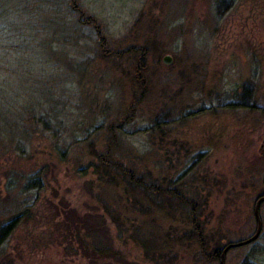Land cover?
I'll return each instance as SVG.
<instances>
[{
	"label": "rangeland",
	"instance_id": "rangeland-1",
	"mask_svg": "<svg viewBox=\"0 0 264 264\" xmlns=\"http://www.w3.org/2000/svg\"><path fill=\"white\" fill-rule=\"evenodd\" d=\"M126 49L134 62L102 60ZM22 95L32 126L22 123ZM261 142L264 0H0V264H154L130 236L189 229L174 202L136 211L140 196L96 169L106 147L137 176L161 179L179 163L196 185L220 183L202 227L227 241L229 180L245 165L264 171ZM32 176L39 181L23 188ZM61 205L73 221L55 215ZM101 216L110 252L98 257L83 228ZM252 253L236 264H264V250Z\"/></svg>",
	"mask_w": 264,
	"mask_h": 264
},
{
	"label": "trees",
	"instance_id": "trees-1",
	"mask_svg": "<svg viewBox=\"0 0 264 264\" xmlns=\"http://www.w3.org/2000/svg\"><path fill=\"white\" fill-rule=\"evenodd\" d=\"M104 57L106 58L102 60L110 63L112 62L116 66H120V64L122 65V62H134L136 58L135 55L132 57L129 55L128 49L121 52L114 51L104 53ZM32 62V57L28 58V66L26 67L25 65L27 69L22 70L28 74L26 80H23V82L26 83V87L31 85L29 83L31 81L29 77L31 69L28 67ZM137 63L140 64V61H137ZM137 81L142 85V81ZM140 94L142 96V94H144V90H141ZM25 98L26 97L22 95V110H28V113L26 118H22V123H28L32 126V124L36 123V120L34 119V111L33 107L27 109V106H29L30 103H27V99L25 100ZM29 114H32L33 116H29ZM158 117L155 119V123H151L153 129L156 127L159 128L160 125L164 123V121L162 119L159 120ZM24 136H27L26 133ZM24 138L27 139V137ZM113 141L114 136L110 135L108 138L109 147L114 144ZM23 152L24 147L22 145V153ZM167 154L172 156V153H169L168 151H166V155ZM100 156L98 157L99 164L96 167V169L99 170L98 173L100 172L101 174L102 172L103 175H106L110 181H115V183L120 182L126 194L137 193L140 196L139 198L132 197V205L136 211H139L140 213H148L152 209L158 210L166 208V206L170 207V203L174 202L175 205L182 208L183 213L186 214L185 217L189 229L169 228L164 230L159 226H154L151 228L152 232L149 237L140 239L135 235L130 236V238L137 242L142 248L146 262L166 264L169 260L172 261L173 257L183 256L184 254L191 256L207 254L211 256L217 252L220 245H215L211 242L212 238L209 237V232L206 234L204 233L205 229L203 227L205 223L202 218L204 217V209L207 205L209 194L212 192L214 187L219 186L220 183H212L209 182L207 178H203L199 182L200 185H196V179L192 173L193 170L189 167L187 169L183 168L182 170L181 164L179 163H176L177 165H175V163L172 165L170 164L167 170L168 172L171 170L173 172L166 173L161 179H152L148 173H141V175L137 176L133 167L124 168L123 165H120V163L114 160V157H112V150L110 148L106 147L105 152ZM179 160H181V158H179L178 161ZM169 163L170 162H168V164ZM176 167L182 170L180 174L178 173L179 170ZM36 181H39L38 176L26 177V183L23 188H26L30 183ZM61 207H63V205H61ZM62 211L67 210L64 208L61 210V213H58L57 210L55 215H64L63 220H65V222L73 221L74 216H72L73 213L71 211ZM22 214H24L25 219L29 216L27 209H24ZM62 227H64V230L71 232L70 226L65 224V226ZM74 229V231L77 230V228ZM83 229L85 232V239L90 238L92 244L91 246L94 247L93 255L98 257L107 256L110 249L108 247L109 238L105 219L102 216L94 218L92 226H85ZM120 236L121 235H118V237ZM81 244H84L83 240Z\"/></svg>",
	"mask_w": 264,
	"mask_h": 264
},
{
	"label": "flooded vegetation",
	"instance_id": "flooded-vegetation-1",
	"mask_svg": "<svg viewBox=\"0 0 264 264\" xmlns=\"http://www.w3.org/2000/svg\"><path fill=\"white\" fill-rule=\"evenodd\" d=\"M259 151H264V142L260 143ZM261 154H264V152ZM252 168L253 165H245L240 169L242 171L238 169L233 171L229 180L227 241L222 238V240L220 238H212L211 242L215 245H220V247L211 256L207 254L200 255L199 264H220V255L227 245L233 246L224 256V264L228 253H233L228 263L236 264L238 260L244 263L250 260L251 257H255L256 253H252V251L261 252V249L264 250V244L262 243L264 241V171L258 175L255 173L256 170ZM259 224L260 230L257 238L248 244L242 245V243L255 235ZM245 251L249 253H245Z\"/></svg>",
	"mask_w": 264,
	"mask_h": 264
},
{
	"label": "water",
	"instance_id": "water-1",
	"mask_svg": "<svg viewBox=\"0 0 264 264\" xmlns=\"http://www.w3.org/2000/svg\"><path fill=\"white\" fill-rule=\"evenodd\" d=\"M163 62H164L165 64L168 63V62H166L165 59L163 60ZM258 204H259V203H258ZM256 215H257V208H256ZM259 228H260V224H259V227H258L257 232L255 233V235H254L252 238H250L248 241L242 243V245H243V244H248V243L254 241V240L257 238V236H258V233H259V230H260ZM232 246H233V245H227V246L223 249V251H222V253H221V255H220V264H224V256H225V254L227 253V251H228ZM236 246H239V245H236Z\"/></svg>",
	"mask_w": 264,
	"mask_h": 264
}]
</instances>
